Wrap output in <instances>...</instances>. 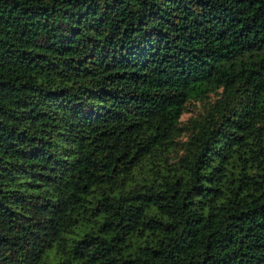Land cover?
Here are the masks:
<instances>
[{
	"label": "trees",
	"instance_id": "16d2710c",
	"mask_svg": "<svg viewBox=\"0 0 264 264\" xmlns=\"http://www.w3.org/2000/svg\"><path fill=\"white\" fill-rule=\"evenodd\" d=\"M0 264H264V0H0Z\"/></svg>",
	"mask_w": 264,
	"mask_h": 264
},
{
	"label": "rangeland",
	"instance_id": "374dc122",
	"mask_svg": "<svg viewBox=\"0 0 264 264\" xmlns=\"http://www.w3.org/2000/svg\"><path fill=\"white\" fill-rule=\"evenodd\" d=\"M192 115H195V109L193 107L192 108L190 107L189 112L185 113L182 118L183 120H186L188 117Z\"/></svg>",
	"mask_w": 264,
	"mask_h": 264
}]
</instances>
